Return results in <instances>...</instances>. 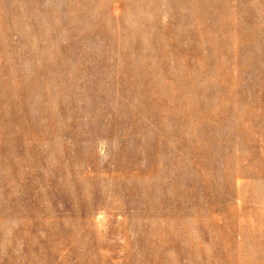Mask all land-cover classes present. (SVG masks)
Wrapping results in <instances>:
<instances>
[{
	"label": "rangeland",
	"instance_id": "1",
	"mask_svg": "<svg viewBox=\"0 0 264 264\" xmlns=\"http://www.w3.org/2000/svg\"><path fill=\"white\" fill-rule=\"evenodd\" d=\"M0 264H264V0H0Z\"/></svg>",
	"mask_w": 264,
	"mask_h": 264
}]
</instances>
